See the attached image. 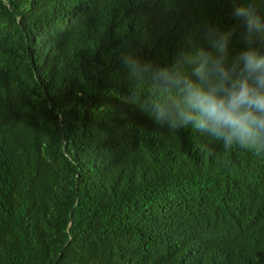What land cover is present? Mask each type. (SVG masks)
<instances>
[{"label": "trees", "instance_id": "16d2710c", "mask_svg": "<svg viewBox=\"0 0 264 264\" xmlns=\"http://www.w3.org/2000/svg\"><path fill=\"white\" fill-rule=\"evenodd\" d=\"M246 3L0 0V264H264V154L158 124L122 61L208 51Z\"/></svg>", "mask_w": 264, "mask_h": 264}, {"label": "clouds", "instance_id": "9594fccd", "mask_svg": "<svg viewBox=\"0 0 264 264\" xmlns=\"http://www.w3.org/2000/svg\"><path fill=\"white\" fill-rule=\"evenodd\" d=\"M236 28L204 32L209 49L183 55L170 68L157 69L131 55L122 56L138 84L149 82L151 96L133 95L158 124L172 130L191 126L225 149L264 154V0H247L232 11ZM239 30L245 47L235 56L229 45ZM189 75L186 66H192ZM195 76L196 79H193Z\"/></svg>", "mask_w": 264, "mask_h": 264}]
</instances>
